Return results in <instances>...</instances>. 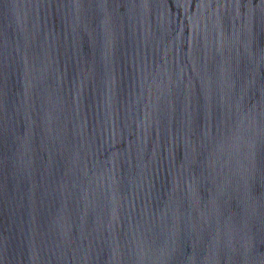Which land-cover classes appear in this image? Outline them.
Returning <instances> with one entry per match:
<instances>
[{"label": "water", "instance_id": "obj_1", "mask_svg": "<svg viewBox=\"0 0 264 264\" xmlns=\"http://www.w3.org/2000/svg\"><path fill=\"white\" fill-rule=\"evenodd\" d=\"M0 264H264V0H0Z\"/></svg>", "mask_w": 264, "mask_h": 264}]
</instances>
